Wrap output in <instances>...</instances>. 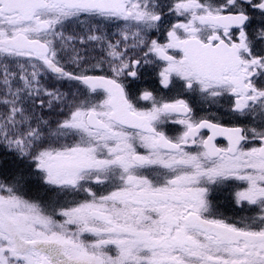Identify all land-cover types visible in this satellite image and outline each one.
Here are the masks:
<instances>
[{"label": "snow or ice", "instance_id": "6c2138e0", "mask_svg": "<svg viewBox=\"0 0 264 264\" xmlns=\"http://www.w3.org/2000/svg\"><path fill=\"white\" fill-rule=\"evenodd\" d=\"M167 13L180 19L166 43L150 39ZM73 25L82 34L65 35ZM90 44L106 56L84 67ZM129 48H146L143 61ZM150 53L165 63L164 88L177 77L212 104L224 101L237 124L197 117L182 98L137 95L129 84L154 62ZM104 63L111 75L89 74ZM45 76L68 82V92L45 86ZM45 107L59 108L54 126L36 113ZM0 109V147L45 186L30 200L19 194L23 171L0 180V264H264V0H0ZM257 115L259 128L247 127ZM169 122L183 130L170 137ZM67 138L76 139L60 143ZM93 181L114 190L98 196L85 186ZM231 181L245 185L234 193L240 210L257 206L258 217L215 218L209 198ZM80 192L90 199H64Z\"/></svg>", "mask_w": 264, "mask_h": 264}, {"label": "flooded vegetation", "instance_id": "af4514ba", "mask_svg": "<svg viewBox=\"0 0 264 264\" xmlns=\"http://www.w3.org/2000/svg\"><path fill=\"white\" fill-rule=\"evenodd\" d=\"M154 2H162V3H171L172 0H163L159 1L156 0ZM168 19L164 22V25L160 28L159 31L152 30L148 33V37L150 39H158L162 43H166V30L170 23L177 22L179 17H176L170 13H167ZM118 31H116L115 35L118 36ZM108 36L110 38V33L108 31ZM121 38L115 37L114 40L116 41ZM128 43H131V38L128 41ZM121 50H123V44L121 45ZM147 51V49H143L141 51L139 48L133 50L131 48L128 49V56L129 57H135L139 58L143 61L144 55L143 53ZM170 54H175L170 50ZM101 55H106V52H102ZM147 59H150L154 61L153 63H141V65L138 66L139 68V79L134 80L133 83L129 84L130 81H133V78L128 77L125 79V83L129 84V87L136 89V94L139 95L140 92H142L144 89L150 90L154 92V95L156 96L157 100H166L170 101L175 98H182L185 99L189 105L193 108V114L197 117H204L208 116L211 117L213 114L217 118L220 119V122L223 123L225 126H234L237 124L235 120L230 121V117L228 115H225V111L227 109V104L224 103V101H221V104H212L210 100H205L203 96L199 93V91L192 92L190 90H187L185 88H182V81H180L177 77H173V84L174 86H170V88H164V86L160 83V76L159 72L165 67V63L163 61L158 60L153 54H149ZM37 63H39L37 61ZM103 71L97 70V71H90L89 74H108L111 75L110 68L108 63L103 64ZM124 79V78H122ZM89 98L94 103H98L99 100L103 99V94L100 96H97L96 94H89ZM223 105V107H221ZM140 108H148L151 107L150 102L142 101L140 100L137 104ZM245 124L247 127H257L259 128L261 124V119L257 115L251 119H248L245 121ZM163 130L166 132L167 135L176 136L178 135L183 129L182 126L178 124H173L169 122L167 125L163 127ZM76 138H67L62 139L60 143H74ZM217 145L220 147H226L227 141L223 137H218L216 141ZM260 145L259 140H249L246 143L247 147H258ZM141 153L144 152L143 149H139ZM4 152H7L4 150ZM12 157V162L6 158V163L4 169H6V166L13 163V167L19 168L20 171H23V175L26 177V179L21 180L20 186H19V193L24 196L26 199L30 200H39L41 197L44 196V188L45 186L42 184V182L35 179V177L30 176L28 174V167L27 162L21 163L16 158L15 155L10 156ZM9 157V158H10ZM18 163V164H17ZM143 174L148 175L150 179L154 178L157 173L152 171L151 169H145L141 170ZM16 174L15 173H8L6 170H4V176H7V179L9 182L12 180V176ZM5 178V177H4ZM5 180V179H4ZM118 182V181H117ZM86 187H91L94 192L97 193V195H106L109 191L114 190V186L111 183H105V184H96L94 181L90 182L89 184L85 185ZM245 186L243 182L241 181H231L226 185H220L217 186L216 190L212 193L210 196L211 201V208L212 212L215 214V218H223L227 219L229 222L233 223H239L242 218L245 217H258L260 215L259 209L257 206L252 205H245L243 210H240V206H238L235 203V191L239 190L240 187ZM70 203L73 202H82L85 199H90L87 193L80 192V193H69L65 198ZM63 202V201H62ZM57 219H60V217H57Z\"/></svg>", "mask_w": 264, "mask_h": 264}, {"label": "trees", "instance_id": "16d2710c", "mask_svg": "<svg viewBox=\"0 0 264 264\" xmlns=\"http://www.w3.org/2000/svg\"><path fill=\"white\" fill-rule=\"evenodd\" d=\"M53 84H55L56 87H58L60 89V91H62V92H64L65 90L67 91L69 89L68 88L69 87V84H67L66 82H64V81H55L53 79L49 80L48 84H46L45 86H47V87L50 88ZM56 110L59 111V108H57ZM4 170H6V172L12 173V174L15 173V172L16 173L21 172L19 170V168L13 167V163H11L10 165L6 166V169H4Z\"/></svg>", "mask_w": 264, "mask_h": 264}, {"label": "rangeland", "instance_id": "374dc122", "mask_svg": "<svg viewBox=\"0 0 264 264\" xmlns=\"http://www.w3.org/2000/svg\"><path fill=\"white\" fill-rule=\"evenodd\" d=\"M80 47H84V46H80ZM88 47V46H87ZM90 48L88 47V50H89ZM93 53V55H97L95 52H92ZM91 52H89V54H92ZM95 59H96V57H95Z\"/></svg>", "mask_w": 264, "mask_h": 264}]
</instances>
